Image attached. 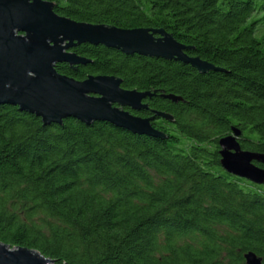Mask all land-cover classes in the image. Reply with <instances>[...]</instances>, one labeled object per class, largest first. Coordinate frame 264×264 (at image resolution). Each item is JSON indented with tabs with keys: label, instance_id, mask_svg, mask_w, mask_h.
<instances>
[{
	"label": "trees",
	"instance_id": "1",
	"mask_svg": "<svg viewBox=\"0 0 264 264\" xmlns=\"http://www.w3.org/2000/svg\"><path fill=\"white\" fill-rule=\"evenodd\" d=\"M47 1L77 22L164 29L223 71L90 44L73 50L87 65L56 66L157 91L131 113L170 114L153 122L164 140L73 118L44 126L0 105V242L55 264H246L249 252L264 264V184L225 171L219 147L235 128L264 154V0Z\"/></svg>",
	"mask_w": 264,
	"mask_h": 264
},
{
	"label": "water",
	"instance_id": "2",
	"mask_svg": "<svg viewBox=\"0 0 264 264\" xmlns=\"http://www.w3.org/2000/svg\"><path fill=\"white\" fill-rule=\"evenodd\" d=\"M47 0H0V105L40 118L44 126L62 125L76 119L85 125L107 122L136 135L166 139L156 129V118L172 121L170 114L153 111L151 117L131 113L149 110L145 101L157 91L125 89L122 79L90 75L84 81L62 75L58 64L73 68L90 60L71 50L84 44L104 46L126 55L178 61L200 74L223 71L214 64L190 55L193 47L177 41L164 29H123L102 24L77 22L58 15ZM174 103L181 97L161 92ZM241 132L219 141L221 166L228 173L252 183L264 184V154L241 148ZM246 264H263L255 253L245 255ZM0 264H55L39 251L12 249L0 242Z\"/></svg>",
	"mask_w": 264,
	"mask_h": 264
},
{
	"label": "flooded vegetation",
	"instance_id": "3",
	"mask_svg": "<svg viewBox=\"0 0 264 264\" xmlns=\"http://www.w3.org/2000/svg\"><path fill=\"white\" fill-rule=\"evenodd\" d=\"M81 46H82V45H81ZM76 48H77V47H76ZM76 48H74V49H76ZM74 49H72L71 51L74 52V51H73ZM145 102H146V101H145Z\"/></svg>",
	"mask_w": 264,
	"mask_h": 264
},
{
	"label": "rangeland",
	"instance_id": "4",
	"mask_svg": "<svg viewBox=\"0 0 264 264\" xmlns=\"http://www.w3.org/2000/svg\"><path fill=\"white\" fill-rule=\"evenodd\" d=\"M147 100H148V99H147ZM147 100H146V101H147ZM145 103H146V102H145Z\"/></svg>",
	"mask_w": 264,
	"mask_h": 264
}]
</instances>
